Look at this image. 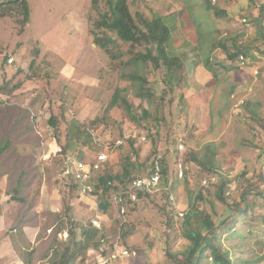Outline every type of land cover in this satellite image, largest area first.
<instances>
[{
	"label": "rangeland",
	"instance_id": "374dc122",
	"mask_svg": "<svg viewBox=\"0 0 264 264\" xmlns=\"http://www.w3.org/2000/svg\"><path fill=\"white\" fill-rule=\"evenodd\" d=\"M11 1L0 0V264H24L14 249L23 237L34 252L31 264H52L64 242L59 234L68 235L72 224L79 233L98 218L106 241L74 264H91L101 249L116 256L111 264H172L166 250L179 256L189 244L176 209L192 206L216 226L233 217V231L217 235L232 264H264V0H208L226 13L220 16L207 0H126L139 25L140 17L154 16L170 26L168 54L184 55L173 85L163 66L131 62L142 46L130 52L129 44L96 26L108 0H25L26 21L20 3ZM104 36L114 41L111 54L94 43ZM222 45L228 52L246 47L245 63L229 60ZM129 74L145 78L152 96L140 97ZM115 91L119 99L110 108ZM75 123L89 138L74 134ZM180 138L184 151L174 155ZM206 146L215 152L216 174L189 160L190 153L204 155ZM104 151L112 173L130 155L139 176L161 154L177 208L159 191L138 200L124 218L111 201L103 213L96 197L81 193L62 170L67 156L93 161ZM178 157L186 167L179 180ZM210 176L216 182L203 188ZM220 178L229 183L224 204L213 195ZM198 194L205 200L197 201ZM124 223L133 233L122 237ZM122 250L136 256H117ZM202 264L213 263L207 257Z\"/></svg>",
	"mask_w": 264,
	"mask_h": 264
},
{
	"label": "trees",
	"instance_id": "16d2710c",
	"mask_svg": "<svg viewBox=\"0 0 264 264\" xmlns=\"http://www.w3.org/2000/svg\"><path fill=\"white\" fill-rule=\"evenodd\" d=\"M20 3L23 15V21H26L28 15V9L25 0L11 1V4ZM92 3L96 5L97 0H93ZM208 8L213 9L216 16L226 15L225 12L217 10L210 5V1L207 0ZM9 4V3H8ZM0 4V8L3 7ZM108 13L102 15L101 19L96 23V26L105 31L114 33L117 38L126 44L130 45L129 51L131 52L135 47H143L144 52L137 53L132 59L133 63H152L155 68H160L163 66L166 69L165 79L168 85L175 84L176 81L179 82L181 79L178 76L183 70V61L180 57L184 55H169L167 51L168 42L170 39V26L165 24V20L162 17H154L151 19L139 18L140 25L135 21L131 15L126 0H108ZM113 40L110 37H94V43L104 50L105 53L111 54L110 45L113 44ZM225 51L227 58L231 61L238 60L240 56H246L249 54V50L246 47L237 48L234 52H228L225 46H221ZM113 57V55H112ZM204 68L212 74L209 62L204 63ZM128 78L134 82L139 83L140 97H150L151 92L148 88H144L143 85L146 83V79L139 75L129 74ZM172 88V86H171ZM119 99L118 91H115L112 99L110 101L109 107H115ZM129 111V105L122 100ZM146 115V113H144ZM80 127L75 123L72 127L74 134L78 137L82 134L79 129ZM85 134V133H83ZM82 134V135H83ZM89 138L88 134H85ZM87 138V139H88ZM131 143V142H130ZM175 146V143H174ZM137 155V151L135 152ZM155 153L150 157V162ZM174 155H176L174 151ZM79 160V159H78ZM81 160V159H80ZM189 160L196 163L202 169L207 172H213L219 170L215 164V152L211 146H206L205 153L202 156H197L196 153L189 154ZM108 162L105 163L98 171L93 172V176L90 180L92 185V192L90 195H94L98 202V208L106 213L111 207L110 197L113 194L123 193L131 181L139 176L137 175L138 166L132 161L130 155H127L123 159L122 171L120 173H112L111 168L108 167ZM162 168V181L164 182V188L162 191V196L167 200L169 207H173L170 203V195L172 193V185L168 184L167 171L168 167L166 160L163 161ZM185 167V163L183 161ZM149 168L146 174H149ZM186 169V167H185ZM186 172L184 171V177ZM264 182V178H260ZM218 188L214 192V198L220 202L225 203L224 191L229 183H227L223 178L218 181ZM77 187L76 185H73ZM138 200L142 198H147L151 195L138 192ZM264 199L263 193H259ZM197 201H204L205 196L203 194H198L196 196ZM135 209V208H134ZM131 209L130 212L134 211ZM173 211V210H172ZM129 212V213H130ZM235 217V216H234ZM183 225L185 226V231L183 232V237L189 243L183 251H181L178 256L177 253H172L166 250V256L170 263L172 264H202V262L208 257L211 258L213 264H232L231 259L228 254L222 251L221 247L217 244V235L221 229L231 233L233 231V217L228 220L222 221L218 226L212 221L211 216L202 210L196 209L192 206L188 209L186 215L181 219ZM230 220V221H229ZM229 221V223H227ZM194 222V226L192 223ZM168 223H170V218H168ZM232 224V227H231ZM236 223L234 222V225ZM79 225V224H78ZM226 225H229L226 227ZM130 231L126 232L127 229ZM132 226H127L125 223L120 226L122 231V237L128 236L133 233ZM77 225H73L68 229V239L64 242L57 243L61 250L58 251L60 257L58 261L52 264H74L76 261L85 260V253L90 250L96 251L102 246V242L106 241V236L103 231L96 229L91 224L87 228H82L81 232H77ZM12 234V233H11ZM23 236V234L21 233ZM15 251L19 254L22 262L24 264H31L30 260L34 254L33 250L30 249V244L28 240L23 237L22 244L19 246L16 244L14 246ZM57 252V251H56ZM208 256L206 257V255ZM101 256H106V253L101 249Z\"/></svg>",
	"mask_w": 264,
	"mask_h": 264
},
{
	"label": "built area",
	"instance_id": "2783aa9c",
	"mask_svg": "<svg viewBox=\"0 0 264 264\" xmlns=\"http://www.w3.org/2000/svg\"><path fill=\"white\" fill-rule=\"evenodd\" d=\"M215 0H213L214 2ZM245 22V19H243ZM9 63H12V60H8ZM238 61L243 65L245 63V58L240 56ZM257 72H255L256 74ZM141 141H145L143 137ZM121 142H115L113 147H117ZM174 151L176 154H180L184 151V141L183 139H178L174 146ZM109 160V156L104 152H100L96 155L93 161H83L78 160L73 156H67L64 161V167L62 170V176L69 181L75 182L78 186V189L83 194H90L92 192V185L90 180L93 176V172L98 171L105 163ZM164 157L161 154H155L150 162L149 174H146L141 177H137L131 181L127 189L123 193L113 194L111 196V203L115 207L116 216L118 218H124L131 209H134L138 201V192L153 195L162 190V168H163ZM175 168H176V178L183 179L185 167L183 165V159L178 157L175 159ZM264 177V171H263ZM216 182V177L210 176L208 179H204L201 182L203 188H208L211 184ZM170 202L173 205V208L176 209L175 201L170 197ZM178 218H183L188 212V207L185 209H176ZM92 225L98 229L103 230L102 223L100 219L92 221ZM59 238L66 240L68 235L66 232L60 233ZM135 257L136 254L128 250H122L117 256ZM116 259L115 255L108 256H99L91 264H111L113 260ZM211 261L212 259L209 258Z\"/></svg>",
	"mask_w": 264,
	"mask_h": 264
},
{
	"label": "crops",
	"instance_id": "0c3cea01",
	"mask_svg": "<svg viewBox=\"0 0 264 264\" xmlns=\"http://www.w3.org/2000/svg\"><path fill=\"white\" fill-rule=\"evenodd\" d=\"M207 73H209V72H207Z\"/></svg>",
	"mask_w": 264,
	"mask_h": 264
}]
</instances>
